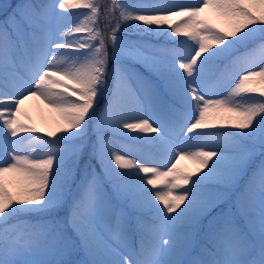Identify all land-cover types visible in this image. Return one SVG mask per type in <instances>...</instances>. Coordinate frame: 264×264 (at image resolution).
Returning a JSON list of instances; mask_svg holds the SVG:
<instances>
[{"label": "snow or ice", "instance_id": "obj_1", "mask_svg": "<svg viewBox=\"0 0 264 264\" xmlns=\"http://www.w3.org/2000/svg\"><path fill=\"white\" fill-rule=\"evenodd\" d=\"M68 7L0 12V264H264V0H110L102 30L99 4H73L90 9L74 22ZM209 8L231 30L200 20ZM34 98L65 121L58 138H18L38 131L17 119ZM210 110L238 131L213 130ZM117 136L161 159H127ZM185 159L207 171L193 179L177 167ZM166 177L167 190L149 189Z\"/></svg>", "mask_w": 264, "mask_h": 264}, {"label": "rangeland", "instance_id": "obj_2", "mask_svg": "<svg viewBox=\"0 0 264 264\" xmlns=\"http://www.w3.org/2000/svg\"><path fill=\"white\" fill-rule=\"evenodd\" d=\"M13 1L16 3L22 2V0H0V12H2L3 8L7 7L9 4H12ZM97 3L100 5L101 0H68L69 7L64 10V14L67 16L69 22H74L77 20L76 13H82V12H90V9L87 8H73L71 7L73 4H87V3ZM149 2L147 0H126V3L130 6L132 5H138L141 3ZM169 3L173 2H179L184 4H195L197 0H168ZM107 5L110 6V0H107ZM79 19L84 22L86 25L91 26V22L89 19H86L85 17L81 16ZM183 18H173L170 23L175 24L177 22H180ZM200 20L207 22L208 24L212 25L215 29L222 30V31H229L232 28V24L219 12H217L215 9L209 8L206 9L203 13H201ZM129 23H139L142 24V22H129ZM155 27V26H153ZM166 27V26H164ZM77 34H73L75 36ZM86 35V34H85ZM230 39H232L230 37ZM153 40H159V42L162 45H166L168 47H176L175 44L172 43V41L175 40H184L187 41V37H172L171 40H167L165 37H155ZM213 49L219 47L218 45L213 44ZM181 51L186 55L187 49H181ZM259 87V85H256ZM9 95H14L11 91L9 92ZM256 99H260L261 97L257 94H249ZM25 106H21V113L17 119L20 123H22L25 127L35 128L38 131L36 133H18V138L23 136H37L44 140H54L58 138L62 133L60 131L61 128H66L65 121L61 118L60 114L56 112L54 109L49 107L42 99L34 98L25 101ZM216 113L212 110L209 111L208 117L210 123L213 124V130H223V131H229L231 130V122L226 120H217L214 119ZM258 119V117H257ZM37 123V125H35ZM235 130V129H232ZM55 133V136H49L48 133ZM156 135L155 133H148L144 132L141 133L139 130H136L135 132L128 131V136L135 137V136H144V137H150ZM116 151L120 152L121 154L125 155L127 159L130 160H136L137 162L143 163L144 166H147V163L151 166L158 163V161L161 159L160 153L154 149H152L150 146L142 145L136 140H130L126 139L123 136H117L115 138V142L111 145ZM27 144L21 145V150L27 148ZM39 147V146H37ZM28 151H31L30 148H28ZM0 159H3L2 156H0ZM211 163V161H210ZM113 166L116 168L117 171H126L119 169L118 166H116L113 162ZM177 167L181 171L185 172H191L193 173V179H196L197 176L203 175L204 172L207 171V169H199V166L194 163L191 160H181ZM161 170H166L162 168ZM140 177L143 179L152 178L151 173H140ZM8 182H10L11 185L14 186L15 190L20 191L21 185L17 181V177L15 174H8L7 178ZM171 179V177L166 178H160L157 181V185L155 189H152V186H148L149 189L153 191H164L167 190L166 187V180ZM190 186V185H188ZM188 186H178L176 189H173V193H180L184 190L185 187ZM183 207V205H181ZM179 211V209L177 210Z\"/></svg>", "mask_w": 264, "mask_h": 264}, {"label": "trees", "instance_id": "obj_3", "mask_svg": "<svg viewBox=\"0 0 264 264\" xmlns=\"http://www.w3.org/2000/svg\"><path fill=\"white\" fill-rule=\"evenodd\" d=\"M148 1L151 2V0H148ZM101 2L102 3H100V6H101L100 11L97 14V24H98L99 28L102 30L104 28V24L102 22L103 21L104 5H107L108 3H107V0H101ZM13 3H16V1L15 2L13 1ZM92 3H94V2H92ZM117 15H118V13H117ZM2 20H3V16L0 15V21H2ZM115 22H116L115 19H113L112 23H115ZM251 94L252 95H254V94L259 95L258 92L251 93ZM230 131H238V130H236V129L232 130L231 129ZM5 185H6L8 192L11 193L12 195H16L19 192L18 190L16 191L15 188L13 186H11V184L7 180L5 181ZM24 219L28 220L31 224H39L42 222V217L37 215V214H33L32 216L25 217ZM13 222H16V218H14L12 221H10V223H13Z\"/></svg>", "mask_w": 264, "mask_h": 264}, {"label": "bare ground", "instance_id": "obj_4", "mask_svg": "<svg viewBox=\"0 0 264 264\" xmlns=\"http://www.w3.org/2000/svg\"><path fill=\"white\" fill-rule=\"evenodd\" d=\"M23 106L24 108H26L25 104H23ZM35 125H37V123ZM147 166H151V165L147 163Z\"/></svg>", "mask_w": 264, "mask_h": 264}]
</instances>
